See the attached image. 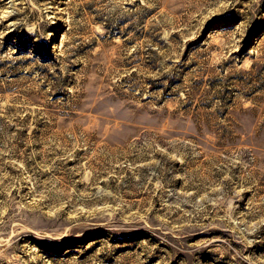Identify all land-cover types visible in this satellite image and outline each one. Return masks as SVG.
I'll list each match as a JSON object with an SVG mask.
<instances>
[{
	"label": "rangeland",
	"instance_id": "obj_1",
	"mask_svg": "<svg viewBox=\"0 0 264 264\" xmlns=\"http://www.w3.org/2000/svg\"><path fill=\"white\" fill-rule=\"evenodd\" d=\"M0 264H264V0H0Z\"/></svg>",
	"mask_w": 264,
	"mask_h": 264
}]
</instances>
